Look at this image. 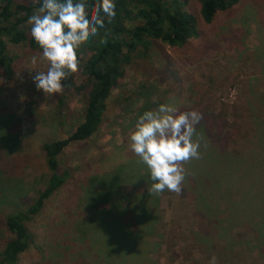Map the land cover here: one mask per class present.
<instances>
[{"label":"rangeland","instance_id":"1","mask_svg":"<svg viewBox=\"0 0 264 264\" xmlns=\"http://www.w3.org/2000/svg\"><path fill=\"white\" fill-rule=\"evenodd\" d=\"M185 2L184 10L198 19V35L181 48L150 40L146 49L132 55L118 86L105 101L99 129L87 140L70 142L59 155V170H66L68 177L26 222L33 242L19 254L17 264H86L89 252L80 241L72 242L75 222L93 214L85 204L86 188L95 182V175L112 172L120 165L126 166L124 172L132 181L139 179L129 137L137 112L147 109L151 100L174 103L178 108L195 105L203 118L209 115L219 122L215 132L220 134L221 147L232 154L251 149L252 138L238 131L242 117L258 115L257 109L247 106L245 88H256L255 100L264 92V42L260 40L264 37V0H239L217 13L209 24L201 21L197 0ZM7 49L14 59V71L7 77L0 69V110L15 114L14 124L20 133V144L8 158L17 171L11 185L21 194L19 198L14 192L8 194L11 203H1L2 218L25 209L41 194L50 174L42 145L69 135L83 119L85 103L81 92L63 89L46 95L36 89L33 77L46 70L41 51L11 43ZM87 50L85 45L79 48L82 60L89 55ZM77 79L82 82L84 76L79 73ZM158 206L156 231L147 239L152 245L141 246L137 264H264V244H247L254 235L243 225L234 227L232 246L217 238L216 231L198 241L194 235L198 215L189 199L165 191ZM224 208L225 204L219 203L220 218ZM1 220L0 232L9 239L12 235ZM96 258L94 264H108Z\"/></svg>","mask_w":264,"mask_h":264},{"label":"trees","instance_id":"2","mask_svg":"<svg viewBox=\"0 0 264 264\" xmlns=\"http://www.w3.org/2000/svg\"><path fill=\"white\" fill-rule=\"evenodd\" d=\"M197 1L199 17L205 24L211 23L217 13L227 11L239 2ZM92 3L93 0H88L87 7L91 8ZM185 5V0H116L114 20L106 23L99 36L82 44L88 48L89 55L82 60L78 50V68L70 72L62 83L64 90L83 93V119L71 128L65 138L42 145L50 174L41 194L25 209L11 212L5 218L0 216V224L4 219V227L12 235L7 239L0 232V264H17L19 254L31 247L33 240L26 222L39 212L44 200L68 177L66 170H59V155L70 142L87 140L99 129L105 101L118 86L132 55L146 49L150 40L181 48L188 39L198 35V19L184 10ZM39 6L37 0H0V69L7 77H11L14 71V59L8 53L7 43L41 51L27 24L29 16ZM261 31L264 33V29ZM260 40L264 42V37ZM79 73L84 76L82 82H78ZM256 92V88H245L247 106L257 109L258 115L253 119L242 117L238 131L252 138L248 152L232 154L224 146L221 147L220 134L215 132L219 122L213 117L205 115L197 125L201 136V156L184 164L188 174L180 195L192 202L198 215L194 231L198 241L216 231L217 238L232 246L235 241L232 237L234 227L243 225L254 235V238L247 239V244H264V92L255 100ZM158 104L151 100L147 109H139L136 118L149 110V106ZM193 109L201 113L195 105L179 106L180 111ZM14 118L15 114H5L0 110V205L4 203L7 206L11 203L10 192L18 198L21 194L11 185L17 171L8 158L13 154L14 147L20 144V133ZM131 160L136 163L135 171L140 174L139 179L132 181L124 172L126 166L120 165L112 172L95 175V182L86 188L85 204L93 210L90 211L93 214L75 222L76 228L72 229L75 233L72 242L80 241L85 251L89 252L86 264H94L95 257H99L101 262L107 260L108 264H128L129 261L131 264V259L137 264L141 246L152 245L147 239L156 231L160 195L149 194L152 182L148 179L147 167L140 163L139 157H132ZM221 202L225 204V208L220 210L222 218L217 213ZM0 210L3 211L1 206ZM99 212L102 213V220L94 214ZM105 219H109V223H105ZM211 229L213 231H209Z\"/></svg>","mask_w":264,"mask_h":264},{"label":"clouds","instance_id":"3","mask_svg":"<svg viewBox=\"0 0 264 264\" xmlns=\"http://www.w3.org/2000/svg\"><path fill=\"white\" fill-rule=\"evenodd\" d=\"M37 2L40 6L27 24L46 61V70L38 71L33 82L37 90L53 95L63 90L62 81L77 70L81 45L99 36L106 23L116 17V0H93L91 8L88 0ZM202 118L197 110L180 111L174 103H161L138 115L128 147L147 167L150 195L184 190L188 174L184 164L201 156L197 125Z\"/></svg>","mask_w":264,"mask_h":264}]
</instances>
